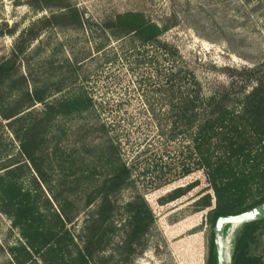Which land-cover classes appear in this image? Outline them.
Wrapping results in <instances>:
<instances>
[{"label":"trees","instance_id":"16d2710c","mask_svg":"<svg viewBox=\"0 0 264 264\" xmlns=\"http://www.w3.org/2000/svg\"><path fill=\"white\" fill-rule=\"evenodd\" d=\"M35 1L38 9L58 8L59 13L50 17L54 21L60 17L65 24L80 22L76 7L63 0ZM255 2L264 6V0ZM95 24L114 37L128 36L131 44L152 45L155 54L158 50L170 61L180 57L175 47L160 41L157 25L138 12L118 13ZM37 34L30 35L28 41ZM15 53L0 60V116L9 119L8 126L18 141L17 158L0 167V210L21 237L8 248V264H109L116 254H140L155 217L136 185L135 161L130 165L122 159L115 135L91 149L95 165L77 158L84 152L73 149L67 153L60 151L58 141L50 144L58 130L55 123L87 112L90 99L83 92L49 99L51 91L30 84L20 73ZM156 74L161 82L158 94L165 106L163 120L156 119L150 103L147 110L157 120L158 136L170 140L192 133L187 147L195 167L185 168L183 173L200 169L212 191V195L204 193L194 201L195 211L210 207L206 221L212 229L218 216L263 203L264 60L236 70L228 84L217 85L208 94L188 69L174 66L167 74ZM54 170L60 171L55 178L49 174ZM195 185L177 187L158 202H170ZM126 189L132 192L130 198L117 205L111 194ZM117 209L119 214L114 213ZM81 213L84 217L75 229ZM263 221L236 226L229 264H262L250 247ZM230 226H225V235ZM109 245L113 253L108 251ZM204 264H216L212 231Z\"/></svg>","mask_w":264,"mask_h":264},{"label":"rangeland","instance_id":"374dc122","mask_svg":"<svg viewBox=\"0 0 264 264\" xmlns=\"http://www.w3.org/2000/svg\"><path fill=\"white\" fill-rule=\"evenodd\" d=\"M63 1L76 7L79 23L65 24L66 20L60 17L54 21L50 17L59 13L58 8L38 9L35 0H0V60L16 52L15 64L20 73L30 84L37 83L51 91L49 99L76 92H83L90 99L87 112L55 123L58 140L50 138V144L58 141L60 151L67 153L73 149L84 152L77 158L83 157L87 164L95 165L98 163L91 149L115 135L122 159L130 165L135 161L137 168L132 167L137 175L136 185L155 221L140 254L129 257L116 254L109 264L186 263L175 260L171 247L178 248V239L171 241L165 233L173 222L195 214L198 222L201 220L204 253L200 264H204L212 231L206 221L210 207L195 211L194 201L201 194L212 195V191L207 188L200 169L183 173L185 168L195 167L187 147L192 133L170 140L158 136L156 121L163 120L165 106L158 94L161 82L156 73L167 74L174 66L188 69L205 94L217 85L228 84L236 70L264 60V6L256 4V0ZM123 12H138L146 21L156 24L160 41L175 47L180 57L170 61L158 50L155 54L156 47L152 45L131 44L128 36L114 37L95 24ZM34 33H38L37 38L29 42V36ZM142 51L144 54L140 55ZM147 103L151 104L157 120L147 110ZM35 106L39 108L40 104ZM8 121L0 116V167L18 156V141ZM59 172L54 170L53 175L49 174L55 178ZM191 182L196 185L186 194L165 204L158 202L171 190ZM24 184L30 187L28 182ZM131 194L126 189L113 192L111 198L120 205ZM83 217L81 213L75 229ZM236 232L235 226L228 241L230 253ZM20 241L11 219L0 210V264H8V248ZM109 246L108 251L113 253V246ZM250 252L261 257L264 264V221Z\"/></svg>","mask_w":264,"mask_h":264},{"label":"crops","instance_id":"0c3cea01","mask_svg":"<svg viewBox=\"0 0 264 264\" xmlns=\"http://www.w3.org/2000/svg\"><path fill=\"white\" fill-rule=\"evenodd\" d=\"M196 215L173 222L170 229L166 230L165 233L171 241L178 239L176 241V244L179 245L178 248L175 249L172 246L171 249L175 260L186 261L183 264H200L201 255L204 253L203 232L200 227L201 220L198 222V215Z\"/></svg>","mask_w":264,"mask_h":264},{"label":"water","instance_id":"95a60500","mask_svg":"<svg viewBox=\"0 0 264 264\" xmlns=\"http://www.w3.org/2000/svg\"><path fill=\"white\" fill-rule=\"evenodd\" d=\"M264 218V202L237 214L220 215L212 226L213 244L215 249L216 264H229L230 247L224 229L226 225L238 226L244 222ZM229 229V228H228Z\"/></svg>","mask_w":264,"mask_h":264},{"label":"bare ground","instance_id":"6f19581e","mask_svg":"<svg viewBox=\"0 0 264 264\" xmlns=\"http://www.w3.org/2000/svg\"><path fill=\"white\" fill-rule=\"evenodd\" d=\"M234 227H235V226H230V227H229V230H227V232H226L227 242L229 241V238H231V236H232V233H233V231H234Z\"/></svg>","mask_w":264,"mask_h":264}]
</instances>
